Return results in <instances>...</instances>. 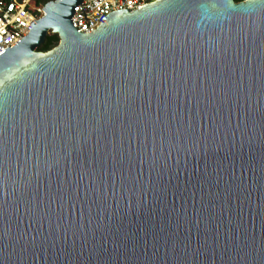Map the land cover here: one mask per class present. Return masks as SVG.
Instances as JSON below:
<instances>
[{
  "label": "water",
  "instance_id": "1",
  "mask_svg": "<svg viewBox=\"0 0 264 264\" xmlns=\"http://www.w3.org/2000/svg\"><path fill=\"white\" fill-rule=\"evenodd\" d=\"M82 2L0 54V264H264V0Z\"/></svg>",
  "mask_w": 264,
  "mask_h": 264
},
{
  "label": "built area",
  "instance_id": "2",
  "mask_svg": "<svg viewBox=\"0 0 264 264\" xmlns=\"http://www.w3.org/2000/svg\"><path fill=\"white\" fill-rule=\"evenodd\" d=\"M57 0H0V54L20 42L31 31L33 21L45 16L46 4ZM160 0H83L75 8L73 26L79 33L91 34L106 23L109 14L138 11ZM87 19V20H86Z\"/></svg>",
  "mask_w": 264,
  "mask_h": 264
},
{
  "label": "trees",
  "instance_id": "3",
  "mask_svg": "<svg viewBox=\"0 0 264 264\" xmlns=\"http://www.w3.org/2000/svg\"><path fill=\"white\" fill-rule=\"evenodd\" d=\"M246 0H235V2L239 3V2H244ZM60 43L59 37L57 35H53L50 34L44 45H42L39 49V52L42 53H47L51 50H53L54 48H56Z\"/></svg>",
  "mask_w": 264,
  "mask_h": 264
},
{
  "label": "rangeland",
  "instance_id": "4",
  "mask_svg": "<svg viewBox=\"0 0 264 264\" xmlns=\"http://www.w3.org/2000/svg\"><path fill=\"white\" fill-rule=\"evenodd\" d=\"M50 34H51V33H50ZM50 34H49V35H50Z\"/></svg>",
  "mask_w": 264,
  "mask_h": 264
}]
</instances>
